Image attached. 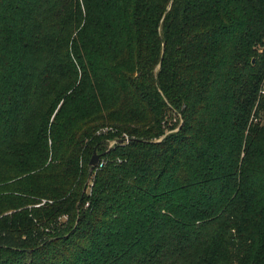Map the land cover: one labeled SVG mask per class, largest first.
Masks as SVG:
<instances>
[{
	"label": "trees",
	"instance_id": "1",
	"mask_svg": "<svg viewBox=\"0 0 264 264\" xmlns=\"http://www.w3.org/2000/svg\"><path fill=\"white\" fill-rule=\"evenodd\" d=\"M263 88L264 0H0V264H264Z\"/></svg>",
	"mask_w": 264,
	"mask_h": 264
},
{
	"label": "water",
	"instance_id": "2",
	"mask_svg": "<svg viewBox=\"0 0 264 264\" xmlns=\"http://www.w3.org/2000/svg\"><path fill=\"white\" fill-rule=\"evenodd\" d=\"M120 141H124V139L115 140V142H120ZM101 156H102V154L98 153L96 150L92 153V155L88 161V170L90 172L93 171L94 169H96V167L99 164Z\"/></svg>",
	"mask_w": 264,
	"mask_h": 264
},
{
	"label": "built area",
	"instance_id": "3",
	"mask_svg": "<svg viewBox=\"0 0 264 264\" xmlns=\"http://www.w3.org/2000/svg\"><path fill=\"white\" fill-rule=\"evenodd\" d=\"M262 93H264V88L262 89ZM106 130H107V128H103V129H102L103 132L106 131ZM122 137H123L122 139H124V142H128L129 137H128L126 134H123ZM114 143H116L115 140H110V141L108 142L109 147H111ZM103 165H104V160H101V161H99V164H98L97 167H100V166H103ZM97 167H96V168H97ZM86 205H87V203H86Z\"/></svg>",
	"mask_w": 264,
	"mask_h": 264
},
{
	"label": "rangeland",
	"instance_id": "4",
	"mask_svg": "<svg viewBox=\"0 0 264 264\" xmlns=\"http://www.w3.org/2000/svg\"><path fill=\"white\" fill-rule=\"evenodd\" d=\"M173 118H174V116H173ZM168 132H166L165 134H167ZM108 147H109V144H108Z\"/></svg>",
	"mask_w": 264,
	"mask_h": 264
}]
</instances>
